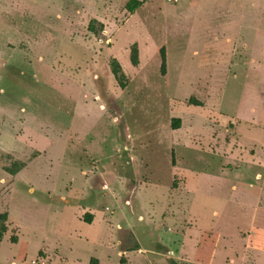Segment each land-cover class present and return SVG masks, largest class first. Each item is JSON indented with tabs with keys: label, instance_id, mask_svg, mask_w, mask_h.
Here are the masks:
<instances>
[{
	"label": "rangeland",
	"instance_id": "rangeland-1",
	"mask_svg": "<svg viewBox=\"0 0 264 264\" xmlns=\"http://www.w3.org/2000/svg\"><path fill=\"white\" fill-rule=\"evenodd\" d=\"M128 1L0 0V264H264V0Z\"/></svg>",
	"mask_w": 264,
	"mask_h": 264
},
{
	"label": "trees",
	"instance_id": "trees-1",
	"mask_svg": "<svg viewBox=\"0 0 264 264\" xmlns=\"http://www.w3.org/2000/svg\"><path fill=\"white\" fill-rule=\"evenodd\" d=\"M141 2L137 1V0H130L127 2V4L125 5V10L128 13H133L138 7H140ZM87 30L88 32H90L92 35L97 36L98 32H101L103 30V25L95 20H91L88 23L87 26ZM159 54L161 57V73H163V70L165 68V55H164V49L161 48L159 50ZM129 62L133 67H137L139 60H138V51L136 48V45L133 44L130 47V52H129ZM113 76L116 85L118 86V88L120 89H124L127 85V79L124 76V74L122 73V69L120 67V65L115 61V60H110L107 64H105V67ZM180 125L179 120H173L171 123V128L173 129H178ZM87 217H89V219L91 218L90 215H87ZM89 219H85L84 218V222L89 223L90 220ZM6 222H7V215L6 213H1L0 214V240L3 236V234L6 232ZM175 264V263H174Z\"/></svg>",
	"mask_w": 264,
	"mask_h": 264
},
{
	"label": "crops",
	"instance_id": "crops-1",
	"mask_svg": "<svg viewBox=\"0 0 264 264\" xmlns=\"http://www.w3.org/2000/svg\"><path fill=\"white\" fill-rule=\"evenodd\" d=\"M222 173V172H221ZM257 177H259V175H257ZM7 215V214H6ZM87 215H90V214H85L83 216H77L76 218L80 221L82 220L84 222V218L85 219H89V217H87ZM91 216V215H90ZM90 222H92V216L91 218L89 219ZM7 222H8V215H7ZM89 222V223H90ZM86 223V222H85ZM88 223V224H89ZM252 230H255L256 231V234L259 233L260 231L264 230V226L263 224H254L253 223V227H252ZM125 253V252H124ZM169 255H171V253H169ZM172 257V255H171ZM84 264H101L100 260L98 258H94V257H90V258H87L86 260H84ZM231 263V262H230ZM31 264H34L33 262Z\"/></svg>",
	"mask_w": 264,
	"mask_h": 264
}]
</instances>
